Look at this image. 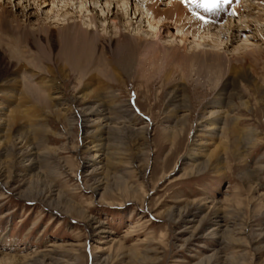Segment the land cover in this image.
Wrapping results in <instances>:
<instances>
[{
	"label": "rangeland",
	"instance_id": "rangeland-1",
	"mask_svg": "<svg viewBox=\"0 0 264 264\" xmlns=\"http://www.w3.org/2000/svg\"><path fill=\"white\" fill-rule=\"evenodd\" d=\"M241 4L236 21L264 9ZM261 52L186 70L175 53L182 66L113 75L50 57L33 78L57 90H43L45 103L19 87L27 63L15 59L0 94V264H264Z\"/></svg>",
	"mask_w": 264,
	"mask_h": 264
},
{
	"label": "bare ground",
	"instance_id": "bare-ground-1",
	"mask_svg": "<svg viewBox=\"0 0 264 264\" xmlns=\"http://www.w3.org/2000/svg\"><path fill=\"white\" fill-rule=\"evenodd\" d=\"M74 1H80L81 5L78 7L76 5L74 8L76 4ZM183 1L0 0V45L8 47L6 54L0 51V85L2 86L0 94L2 95L10 85L4 82V79L14 74L15 59L27 63L24 67L27 75L19 79V87H22L24 92H29L32 98L35 97L45 103L49 100V96H43L41 94L43 90L51 88L53 93L57 90L53 89V83L44 81V78L35 82L33 78L37 76L38 79L42 65L50 57L71 62L69 68L76 72L80 71V75L89 72L90 64H93L95 73L113 75L114 72H118L116 68L130 67L134 62L137 65L147 64L156 67L158 61H164L168 66L173 67L178 59L172 56L175 53L186 60L187 63L184 65L186 70L194 66L201 67L200 64L197 65L199 57L203 62L209 58L208 62L224 61L229 64L233 62L230 65L237 63L240 66L244 60L247 61L251 56L259 55L264 51L256 47L258 38L264 36V9H259L255 19L249 18L252 12L245 9L244 13H247L245 18L236 21L233 19L234 16H238L239 19L244 16L243 13L240 14L244 6L237 2L232 11L228 12L225 9L220 14L219 20L214 19L212 24H204L191 17L192 11L194 9L199 11L201 6L194 4L189 14L188 6H185ZM143 3L148 13H144L142 9ZM261 5L264 6V2H261ZM144 14L149 17L146 18ZM28 20L33 24L29 28L22 25ZM251 21L261 24L254 25ZM111 27L115 30L108 33ZM172 29L176 31L174 34L171 32ZM253 30L258 33L257 39L255 38L257 34L254 35ZM191 37L198 39L192 40ZM235 40H240L241 45H245V52L231 51L228 53L229 56H224L221 51H229V46ZM194 42L198 45L193 44ZM3 45L1 47L5 48ZM23 45L27 48L21 49ZM56 48L58 52L54 54ZM172 49L175 53L168 55ZM158 53L160 57L156 56ZM196 55L197 59L191 58ZM180 59L177 66L183 65V60ZM208 72L212 73L210 69L207 70V74ZM28 81L30 84L27 83ZM59 93L60 91L53 98L61 99L62 95ZM2 107L0 104V109ZM91 148L101 151L100 144L93 141ZM199 150L201 148L194 143L191 151L199 152Z\"/></svg>",
	"mask_w": 264,
	"mask_h": 264
},
{
	"label": "snow or ice",
	"instance_id": "snow-or-ice-1",
	"mask_svg": "<svg viewBox=\"0 0 264 264\" xmlns=\"http://www.w3.org/2000/svg\"><path fill=\"white\" fill-rule=\"evenodd\" d=\"M229 0H202V4L201 6H216L222 3H228ZM201 19H203V17H201Z\"/></svg>",
	"mask_w": 264,
	"mask_h": 264
}]
</instances>
